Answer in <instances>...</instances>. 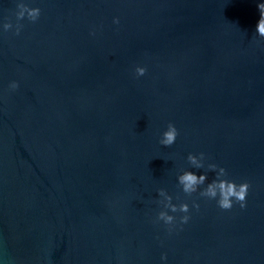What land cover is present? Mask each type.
<instances>
[{
	"label": "water",
	"instance_id": "obj_1",
	"mask_svg": "<svg viewBox=\"0 0 264 264\" xmlns=\"http://www.w3.org/2000/svg\"><path fill=\"white\" fill-rule=\"evenodd\" d=\"M259 3L0 0V264H264ZM209 164L245 207L200 196ZM184 171L208 179L189 195Z\"/></svg>",
	"mask_w": 264,
	"mask_h": 264
},
{
	"label": "clouds",
	"instance_id": "obj_2",
	"mask_svg": "<svg viewBox=\"0 0 264 264\" xmlns=\"http://www.w3.org/2000/svg\"><path fill=\"white\" fill-rule=\"evenodd\" d=\"M17 7L19 9V11L17 12L18 20L24 18L26 13L28 18L32 21H35L40 15L39 8H29L24 3H19ZM257 8L259 10L260 18L256 25L255 31L260 37H264V3H259L257 5ZM115 22L118 23V21ZM3 27L5 30H8L12 27V25L11 23H6ZM18 31L19 27L17 28V32ZM145 72L146 69L143 67L136 68V74L138 76H143ZM10 87L14 89L18 87V85L13 82ZM177 135L178 131L176 127L173 124L169 123L167 126V130L163 132L159 143L163 146H171L175 143ZM187 160L196 169L204 168L203 153H200L199 157L190 153L187 157ZM207 167L209 170L216 172V178L208 183L202 191H200V196L207 197L209 199H216L217 197H219L217 200L218 206L221 209L225 210L231 209L233 207V199L240 204L241 208L245 207L249 184L247 182H244L238 185L234 181L222 179V177H225L227 173L222 167H220L217 171L218 166L216 164H209ZM207 179L208 177L206 173L197 175V173L193 171H184L178 176V182L182 186L183 192L189 195L197 192L198 187L204 185ZM159 195L164 198V201H162V203L166 201V203L164 204L165 208H169L172 212L180 211L183 213H188L189 206L187 203H182L177 207V205L171 203L172 197L167 195V193L163 189L159 191ZM193 206L197 208L199 207V205L195 203ZM158 219L163 220L166 224H171L174 221V217L172 215H169L165 211L159 212ZM188 219L189 217L187 215H184L181 217V222L187 223ZM162 259H166V257L162 256Z\"/></svg>",
	"mask_w": 264,
	"mask_h": 264
}]
</instances>
